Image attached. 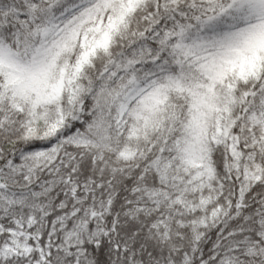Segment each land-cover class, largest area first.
<instances>
[{"label": "snow or ice", "instance_id": "1", "mask_svg": "<svg viewBox=\"0 0 264 264\" xmlns=\"http://www.w3.org/2000/svg\"><path fill=\"white\" fill-rule=\"evenodd\" d=\"M0 264H264V0H0Z\"/></svg>", "mask_w": 264, "mask_h": 264}]
</instances>
